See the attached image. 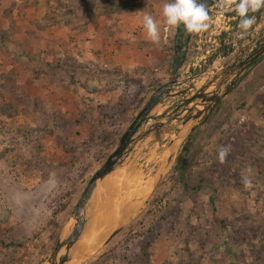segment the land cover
<instances>
[{
    "label": "rangeland",
    "instance_id": "obj_1",
    "mask_svg": "<svg viewBox=\"0 0 264 264\" xmlns=\"http://www.w3.org/2000/svg\"><path fill=\"white\" fill-rule=\"evenodd\" d=\"M163 2L0 0V107L10 105L0 111V238L22 241L0 245V264H46L90 175L168 80L179 31L163 27ZM146 13L158 21L159 44L143 27ZM187 47L180 62L193 53ZM192 82L171 87L153 113L189 96ZM181 122L138 143L107 175L103 209L74 264H264V52L187 136ZM177 156L199 191L176 180ZM116 198L127 222L105 243L117 221L98 233L100 216Z\"/></svg>",
    "mask_w": 264,
    "mask_h": 264
},
{
    "label": "water",
    "instance_id": "obj_2",
    "mask_svg": "<svg viewBox=\"0 0 264 264\" xmlns=\"http://www.w3.org/2000/svg\"><path fill=\"white\" fill-rule=\"evenodd\" d=\"M216 1L218 0H200L207 8ZM184 30L185 25L178 34L168 80L157 86L150 94L135 117L119 136L114 149L107 154L102 163L90 175L80 196L72 207L69 224L64 226L58 234L46 264H70L71 262L74 264L73 261L76 260L78 254L77 248H79L81 241L86 237L84 234L90 228L95 215L103 209V195L98 197L96 194L98 185L105 176L119 167L126 166L131 161L128 160V157L138 143L145 141L155 134L157 130L168 125L173 120L182 121L180 125L186 128L185 136H187L198 125L199 120L231 90L238 77L264 52V39H261L246 57L240 58L237 55L231 62L224 64L225 67L219 69L216 74L203 82L202 86L192 85L189 96L176 100L170 105L169 108H173L170 113H166V111L153 113L154 109L163 100L173 96L170 90L171 85L178 76L180 50L182 47L181 37ZM182 106H185V109L181 115L177 114V110L182 108ZM181 131L182 128L178 126L175 135L179 136ZM143 196L137 198V200L143 198ZM126 219L127 216L115 223L112 230L107 234L104 240L105 243L125 226Z\"/></svg>",
    "mask_w": 264,
    "mask_h": 264
},
{
    "label": "built area",
    "instance_id": "obj_3",
    "mask_svg": "<svg viewBox=\"0 0 264 264\" xmlns=\"http://www.w3.org/2000/svg\"><path fill=\"white\" fill-rule=\"evenodd\" d=\"M234 7H221L218 0L207 9L210 17L208 28L199 33L192 32L191 38V32L188 31L186 48L189 45L193 53L190 59L182 58L172 88L186 80H194L193 85L202 86L224 64L231 62L237 55L240 58L246 57L264 39V16H261L264 7L260 8L259 16L252 11L248 12V17H254L255 20L247 31L238 27L241 18L233 10Z\"/></svg>",
    "mask_w": 264,
    "mask_h": 264
},
{
    "label": "clouds",
    "instance_id": "obj_4",
    "mask_svg": "<svg viewBox=\"0 0 264 264\" xmlns=\"http://www.w3.org/2000/svg\"><path fill=\"white\" fill-rule=\"evenodd\" d=\"M221 7L230 8L235 5L234 11L239 15L240 22L238 27L247 31L254 23V17H248V12L258 11L264 7V0H219ZM163 16L169 26H178L180 23L185 25L189 32L199 33L208 28L207 23L210 19L207 7L200 0H169L163 6ZM143 27L147 31L148 38L153 43H160L161 37L156 20L150 14L143 16ZM228 147L219 150V159L223 162Z\"/></svg>",
    "mask_w": 264,
    "mask_h": 264
},
{
    "label": "trees",
    "instance_id": "obj_5",
    "mask_svg": "<svg viewBox=\"0 0 264 264\" xmlns=\"http://www.w3.org/2000/svg\"><path fill=\"white\" fill-rule=\"evenodd\" d=\"M157 85H159V84H157ZM9 106H10L9 104H5L4 107L1 106L0 107V111H4L6 113V111L8 110V107ZM186 149H188V143L186 144ZM192 154H193L192 151L189 149V151L187 152V155H185L186 156L185 159L187 161H188V159L191 160L192 159ZM179 159H180V156H177L176 162H175V164L173 166V170L176 171V174H177L176 180L178 182H180L186 190H192V191H196V192L199 191L201 189V187H202L200 184H197L196 186H192V185H189L187 183V181H186V174L184 172V165H183V163H181L179 165ZM251 159L254 161L253 156H251ZM256 159H257L256 163H257V165H259L258 156H256ZM186 160H185V162H186ZM262 167H258V169L259 170L260 169L262 170L263 169ZM210 202L212 204V202H213V199L212 198H210ZM56 237H57V235H56ZM0 245L3 246V247H5V248H10V247H15V246H21L22 245V241H18V240H15L14 241V240H10V239H6L5 240V239H1L0 238ZM232 251H233V249L232 248H229L226 252L232 253ZM229 264H234V263H229Z\"/></svg>",
    "mask_w": 264,
    "mask_h": 264
},
{
    "label": "bare ground",
    "instance_id": "obj_6",
    "mask_svg": "<svg viewBox=\"0 0 264 264\" xmlns=\"http://www.w3.org/2000/svg\"><path fill=\"white\" fill-rule=\"evenodd\" d=\"M135 175H136V172L135 171H131L130 173H127L125 177L128 178L130 176H135ZM106 177L107 176H105L101 180L100 184L98 185L97 192H96L97 195H98L99 191L101 190V184H102V182L104 181V179ZM123 215H124L123 204L121 202H119L118 198H116L114 204L113 205L111 204V206L109 207L107 213H104V215L101 214V216H100L101 217L100 218L101 225L99 226L100 229H99L98 233L104 231L106 227L110 226L114 222L119 221L123 217ZM89 238L91 239V241L94 240V236H92L91 234L89 235Z\"/></svg>",
    "mask_w": 264,
    "mask_h": 264
},
{
    "label": "crops",
    "instance_id": "obj_7",
    "mask_svg": "<svg viewBox=\"0 0 264 264\" xmlns=\"http://www.w3.org/2000/svg\"><path fill=\"white\" fill-rule=\"evenodd\" d=\"M155 1H157V0H155ZM159 1H161V0H159ZM164 2H163V4H162V6H160V9L161 10H163V6H164V3H167V2H169V0H163ZM217 2V1H216ZM214 4V3H213ZM212 5V4H211ZM208 9V8H207ZM259 11H261L260 9L258 10V11H255L254 12V14H256V15H258L259 16ZM261 16L263 17L264 16V11L262 12V14H261ZM164 21V28L165 29H170L171 31H172V33H174V35H176L177 34V32L179 31H181V29H182V27L184 26V24L182 23V24H179L178 26H169V25H167V23H166V20L164 19L163 20ZM158 22V21H157ZM178 32V33H179ZM187 33H188V31L186 30V28H185V30H184V32H183V36H184V38H185V40H186V35H187ZM97 49H100V47L99 48H97ZM187 49L188 48H186V42L185 43H183L182 44V47H181V53L182 54H184V53H187ZM97 60H98V58H97ZM99 63H102V60L99 58ZM123 62H121V64H122ZM116 64H119V62H118V60H117V62H116ZM115 64V65H116ZM122 66H124V64H122ZM113 91H115V90H113ZM113 91H110L107 95H110ZM101 95V94H100Z\"/></svg>",
    "mask_w": 264,
    "mask_h": 264
},
{
    "label": "flooded vegetation",
    "instance_id": "obj_8",
    "mask_svg": "<svg viewBox=\"0 0 264 264\" xmlns=\"http://www.w3.org/2000/svg\"><path fill=\"white\" fill-rule=\"evenodd\" d=\"M258 58H259V57H258ZM258 58H257V59H258ZM257 59H256V60H257ZM256 60H255V61H256ZM254 63H255V62H254ZM248 68H249V67H248ZM238 78H239V77H238ZM237 80H238V79H237ZM237 80H236V81H237ZM218 102H219V101H218ZM218 102H217V103H218ZM217 103H216V104H217ZM172 109H173V108H170L169 110L166 111V113H168V112L171 111ZM179 110H180V109H178L177 112H178ZM137 112H138V111H137ZM136 114H137V113H136ZM136 114H135V115H136ZM135 115L131 118L130 122H131L132 119L135 117ZM130 122H129V123H130ZM129 123H128V124H129ZM128 124H127V125H128ZM126 127H127V126H126ZM124 130H125V129H124ZM124 130H123V131H124ZM123 131H122V132H123ZM122 132L119 134V136L122 134ZM119 136H118V138H119ZM118 138H117V140H118ZM113 149H114V148H113ZM113 149H112V150H113Z\"/></svg>",
    "mask_w": 264,
    "mask_h": 264
}]
</instances>
